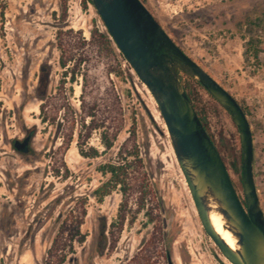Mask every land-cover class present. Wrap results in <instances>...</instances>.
<instances>
[{
	"label": "rangeland",
	"instance_id": "374dc122",
	"mask_svg": "<svg viewBox=\"0 0 264 264\" xmlns=\"http://www.w3.org/2000/svg\"><path fill=\"white\" fill-rule=\"evenodd\" d=\"M142 1L243 106L264 210V0ZM97 29L107 30L90 1L0 0V264H59L63 254L62 264H170L169 255L174 264H232L202 224L153 94ZM181 77L244 201L235 121L196 79ZM90 112L103 122L91 131L82 121ZM32 130L23 153L14 142ZM92 147L96 156L82 153ZM126 157L136 161L126 193L119 186L99 200L110 177L101 166ZM162 202L173 216L167 237Z\"/></svg>",
	"mask_w": 264,
	"mask_h": 264
},
{
	"label": "water",
	"instance_id": "95a60500",
	"mask_svg": "<svg viewBox=\"0 0 264 264\" xmlns=\"http://www.w3.org/2000/svg\"><path fill=\"white\" fill-rule=\"evenodd\" d=\"M109 34L148 86L166 123L181 169L206 232L232 264H264V210L254 173L251 122L238 99L171 37L142 0H92ZM181 73L196 79L232 116L242 143L244 201L225 160L204 126ZM34 131L14 144L29 151ZM165 236L173 216L162 202ZM235 242L219 232L213 216ZM169 263L174 264L169 255Z\"/></svg>",
	"mask_w": 264,
	"mask_h": 264
},
{
	"label": "trees",
	"instance_id": "16d2710c",
	"mask_svg": "<svg viewBox=\"0 0 264 264\" xmlns=\"http://www.w3.org/2000/svg\"><path fill=\"white\" fill-rule=\"evenodd\" d=\"M87 1H90L92 2V0H85V2ZM93 35L94 34H98L102 40L104 41V43H107V44H111V37H110V34L108 33V31H100V30H95L93 31L92 33ZM65 63V62H64ZM74 79V77H73ZM186 89L188 88L187 85L184 83ZM188 91V89H187ZM188 94L190 96V98L192 99V95L190 93V91H188ZM193 100V99H192ZM115 102H118V100H115ZM194 103V106L197 110V104L193 101ZM96 105H97V102L95 101L93 103V108L95 109L96 108ZM98 106V105H97ZM42 107H44V105H42ZM84 107V106H83ZM204 126L206 127L207 131L209 132L211 138L213 139L214 143L216 142L215 139H214V136L212 135V133L210 132V129L207 125V122L205 120V118L199 113V111L197 110ZM88 116L91 117V120L90 122L88 123V125L85 123V115L82 116V121H83V127H88L89 128V131H91V129L93 128H97L98 126H101L103 122L101 123H97L96 122V116H95V112H90V113H87ZM89 133V132H88ZM116 137V135L114 136ZM102 139H103V142L106 146L107 149L111 148L113 145H114V140L110 137V134L107 132V130H104L103 133H102ZM82 150V149H81ZM131 151L130 153L131 154H134L136 155V159H139L138 158V151L137 150H129ZM82 153L85 154L86 156H96L97 155V150L95 148H91L90 151H83L82 150ZM138 161H141L140 159L137 160ZM135 159H128L127 157L126 158H123V160L121 161H118V162H107L105 164H103L101 166V169L103 171V173H109L110 174V177L108 178L107 181H105L102 185H100L98 187V189L96 190V195L98 196L99 200H103V198L110 194L114 189L118 188L119 186L120 187H123L124 188V193H126V187L128 185V179H129V176H130V172H129V168H131L134 164ZM234 165H235V168L237 170L239 169H242V166H241V161L238 165L237 162H234ZM125 217L124 215L121 217V222L124 221ZM63 236V232H61V235L54 240V243L53 245L51 246V250H58L61 248L62 246V243H61V239L60 237ZM64 259H65V255L63 254V256L61 257L60 259V262L59 264H62L64 262Z\"/></svg>",
	"mask_w": 264,
	"mask_h": 264
},
{
	"label": "bare ground",
	"instance_id": "6f19581e",
	"mask_svg": "<svg viewBox=\"0 0 264 264\" xmlns=\"http://www.w3.org/2000/svg\"><path fill=\"white\" fill-rule=\"evenodd\" d=\"M213 220L215 225L217 226V229L219 230V232H221L222 234H224L225 238L229 241V243L231 245H235L234 239L231 235V233L228 230H225L223 227V222L221 220V218L217 215L213 216Z\"/></svg>",
	"mask_w": 264,
	"mask_h": 264
},
{
	"label": "flooded vegetation",
	"instance_id": "af4514ba",
	"mask_svg": "<svg viewBox=\"0 0 264 264\" xmlns=\"http://www.w3.org/2000/svg\"><path fill=\"white\" fill-rule=\"evenodd\" d=\"M32 131H33V130H32ZM32 131H30V133H31ZM30 133H29V134H30ZM29 134H28V135H29ZM28 135H27V136H28ZM33 136H34V134H33ZM33 136L31 137V140H32ZM24 138H25V137H24ZM24 138H23V139H24ZM23 139H22V140H23ZM31 140H30L29 145H31ZM29 152H30V147H29V151H28V152H23V153H29Z\"/></svg>",
	"mask_w": 264,
	"mask_h": 264
}]
</instances>
